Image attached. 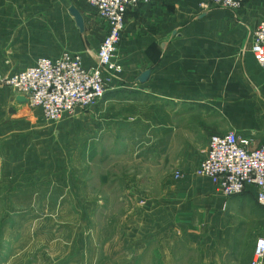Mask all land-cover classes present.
I'll list each match as a JSON object with an SVG mask.
<instances>
[{"label":"crops","instance_id":"0c3cea01","mask_svg":"<svg viewBox=\"0 0 264 264\" xmlns=\"http://www.w3.org/2000/svg\"><path fill=\"white\" fill-rule=\"evenodd\" d=\"M201 1L151 0L127 12L117 55L123 72L111 78L97 105L76 112L75 123H84L87 134L72 151L88 159L86 169L100 165L103 189H117L116 197L130 204L109 222L113 235L101 244L89 208L85 229L60 223L70 237L69 259L60 257L66 264H248L254 245L241 256V239H253L255 229L257 238L264 236L254 186L227 196L197 173L212 134L236 131L252 137L254 147L264 144V67L251 42L264 20V0L208 10ZM72 5L83 16V32ZM107 31V21L87 0H0V75L64 51L94 65ZM17 96L0 88V139H11L5 173H37L53 162L28 161L35 158L25 151L30 141L19 135L27 108ZM176 170L184 177L177 180ZM6 232L5 263L29 262L22 234Z\"/></svg>","mask_w":264,"mask_h":264},{"label":"rangeland","instance_id":"374dc122","mask_svg":"<svg viewBox=\"0 0 264 264\" xmlns=\"http://www.w3.org/2000/svg\"><path fill=\"white\" fill-rule=\"evenodd\" d=\"M25 106L27 111L23 114L26 118L21 121L24 123V128L20 130L19 135L21 139L23 135L30 141L25 151L33 154L35 158L31 157L28 161L30 163L40 161L46 165L53 163L52 167L46 166L37 173L6 174L5 152L7 141L10 142L11 139L9 137L7 140L0 139L2 153V157L0 156V264H6L5 255L9 253L10 245L7 247L6 240L11 237L7 238L8 230L10 234H16V237L22 234L26 244L24 247L27 248L23 255H31L29 262H15V264H66L64 259L60 260V257L69 259L65 252L69 247L70 237L67 229L58 228L60 223H78L82 225V229H85L83 220L89 208V214L94 215V222L99 232L98 240L101 244L107 237L113 235L109 222L113 223L117 212L130 203L127 204V200L116 197L117 189H112L111 192L107 188L103 189L99 181V173L102 169L100 165L91 167L89 163L91 168L86 169L87 165L83 162L88 159H84L80 153L76 156L72 151L87 134L84 123H75L76 112L85 111L95 105L79 108L74 113H66L59 121H49L39 108L27 104ZM76 125L81 127L78 129ZM82 148L85 150V146ZM77 161L78 168H76ZM177 171L179 170L175 172ZM12 192L14 197L7 198L6 194L10 195ZM27 192L30 194L26 195ZM23 193L25 194L22 195ZM106 193L116 195L104 196ZM17 194L21 197H17ZM257 225L260 226L255 224ZM45 227L48 228L46 231L43 230ZM254 233L253 239L250 237L241 239V256H246L252 245L255 247L258 230L255 229ZM17 239L14 243L20 242L21 245V241ZM44 249L45 254H42Z\"/></svg>","mask_w":264,"mask_h":264},{"label":"built area","instance_id":"2783aa9c","mask_svg":"<svg viewBox=\"0 0 264 264\" xmlns=\"http://www.w3.org/2000/svg\"><path fill=\"white\" fill-rule=\"evenodd\" d=\"M108 23V31L96 55V63L86 66L77 53L64 51L57 58L40 57L26 69L0 75V88L8 86L16 94L29 99V106L39 108L49 121H59L66 113L98 104L106 94L114 75L123 72L117 55L130 8L151 0H87ZM246 0H202L200 7L213 6L240 9ZM256 61L264 67V20L251 35ZM208 177L227 196L256 188V199L264 209V144L253 146V138L236 131L212 134L208 151L197 171ZM177 180L184 177L175 172ZM248 264H264V236L256 240Z\"/></svg>","mask_w":264,"mask_h":264},{"label":"water","instance_id":"95a60500","mask_svg":"<svg viewBox=\"0 0 264 264\" xmlns=\"http://www.w3.org/2000/svg\"><path fill=\"white\" fill-rule=\"evenodd\" d=\"M70 12L73 15V17L76 20L77 25L79 26L80 30L83 32L85 29V23H84V19L83 16L81 14V12L75 7V6H71L70 7ZM149 73L150 71H146L141 77L140 79L142 81H145L148 77H149ZM17 101H19L22 104H28L29 103V99L23 95H18L16 97Z\"/></svg>","mask_w":264,"mask_h":264}]
</instances>
